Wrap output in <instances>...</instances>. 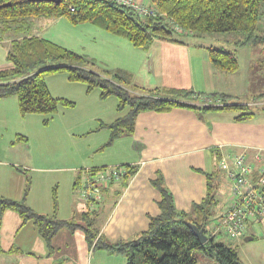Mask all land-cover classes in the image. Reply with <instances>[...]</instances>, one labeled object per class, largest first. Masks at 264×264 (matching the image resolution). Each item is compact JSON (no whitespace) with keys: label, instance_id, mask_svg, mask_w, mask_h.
Returning a JSON list of instances; mask_svg holds the SVG:
<instances>
[{"label":"crops","instance_id":"0c3cea01","mask_svg":"<svg viewBox=\"0 0 264 264\" xmlns=\"http://www.w3.org/2000/svg\"><path fill=\"white\" fill-rule=\"evenodd\" d=\"M38 20L40 19L32 21L31 34L53 41L47 37L43 27L33 30ZM75 26H81L80 30L84 31L87 25ZM97 34L102 35L106 42L107 52L111 53L113 49L117 54L127 57L129 55V64L130 61L132 64L113 65L109 61L98 60L102 53L99 54L96 47L93 50L85 47L79 54L91 59L97 72L104 69H121L130 73L133 85L138 88L190 91L193 96L185 101L193 103L196 94L200 103H205H201V106L206 107L211 106L209 104H222L223 101L219 97L224 96L226 104L244 105L249 109L251 105L258 104L256 98L264 96V92H253L251 86L253 73L257 76L264 75V45L236 49L239 69L236 73H226L211 65L206 51L210 46H222L196 44L187 38L184 43L155 40L147 49L139 50L133 48L126 40L115 38L107 32ZM220 36H223L219 37L220 40L229 47L227 50L235 49L232 37ZM79 37H83V33H80ZM53 42L65 47L56 40ZM80 42L81 40L76 41L82 44ZM10 68L8 63L0 67L2 70ZM48 76H58L51 80V86L58 94L52 92L49 81L46 80L50 93L56 98L74 102V107L76 101L88 94L84 85L69 83L64 73ZM66 84L69 87H66ZM61 87L66 89L59 91ZM99 94L98 91L95 99L93 98L94 104L95 100L98 102L95 106L92 107L86 102L85 110L89 114L85 119L90 118L93 122L88 128L84 127L83 119L73 118L71 110L74 107L59 109L56 113L63 117L67 115L60 123L63 127L61 134L70 136L71 140H77V150L69 157H62L66 155L56 152L50 156L45 155V158L40 156L41 162L49 160L56 163L52 166L29 167L38 173L31 177L27 198L33 210L48 215L55 211L58 218L69 219L81 213L87 204L82 192L77 196L78 189L75 185L77 179H81L83 175L80 171L86 168L102 169L129 165L135 168V173L128 182L123 183L122 179H119L110 185L104 183L100 188L99 199L92 201L89 206L96 212V225L101 237L111 243L129 241L146 230L149 217L159 213L160 196L152 184L155 179L161 178L172 194L178 211L189 212L193 204L205 196V174L215 173L218 181L215 208L222 200L223 205L218 211H213V219L210 222L212 223L220 217L230 199V182L220 168V161L225 159L231 164L232 159L243 156L246 164L253 169L250 179L264 170L262 102L259 103L262 107L251 112L253 115L242 121L235 120L236 114L230 111L176 107L168 112H143L136 117L131 135L120 136L108 144L109 131L98 128L101 124L112 123L121 114L117 111L116 100L108 101L111 97L101 100ZM243 98L247 99L246 102L240 100ZM7 99H1L0 102ZM8 104L12 106L11 101ZM0 105L3 106V103ZM52 119L53 116L50 117L49 123ZM4 121L5 117L0 113V130ZM88 136H93L89 139V146L83 143V138ZM51 182L59 184L52 188ZM53 190L56 193V202L53 201ZM18 193L19 190L17 195ZM2 219L0 244L1 240L3 242L0 248L3 252H0V256L7 258L8 264H126L123 256L93 249L79 229L73 232L67 229L59 230L48 248L31 222L18 230L20 219L17 214L6 211ZM4 228L11 230L6 237H3L6 230ZM253 236L248 233L246 237H252L253 240ZM12 248L17 251L8 252Z\"/></svg>","mask_w":264,"mask_h":264},{"label":"trees","instance_id":"16d2710c","mask_svg":"<svg viewBox=\"0 0 264 264\" xmlns=\"http://www.w3.org/2000/svg\"><path fill=\"white\" fill-rule=\"evenodd\" d=\"M136 1L143 2L154 14L144 16L133 8L110 0H60L59 4L36 0H0V46L6 49L5 61L11 65L10 69L0 70V100L15 97L21 117L30 114L44 116L43 125L46 126L59 109H69L75 105L65 98L54 97L48 89L46 77L64 73L69 83L84 85L88 94L97 89L101 100L109 97L116 99L117 111L121 115L112 123L101 124L98 128L109 131L108 144L120 136L131 135L136 117L147 111L168 112L176 107H184L234 112L237 121L250 118L253 113L248 111V106L226 104L224 96L219 97L222 104H209L211 106L206 107L201 106V103H205H200L196 94L193 97L196 104L185 101L192 98L190 91L138 88L133 85L130 73L121 69L97 72L93 68V61L86 56L31 34L35 19L65 18L74 26L91 24L126 40L139 50L147 49L155 40L184 43L185 39L195 36L229 35L234 41V50L212 46L206 48L211 65L226 73H236L239 69L236 49L264 45V30L258 27L259 7L263 0ZM17 142L27 143L28 139L17 135L12 144ZM121 167L125 171L120 179L127 183L134 175L135 168L129 165ZM16 170L24 175L21 197H0V226L3 213L12 211L20 219L18 230L31 222L48 248L59 230L73 232L79 229L93 249L123 256L126 264H199L196 252L216 264H242L234 248L215 242V237L201 245L188 227V224H192L207 233L206 228L213 219L218 188L215 173L205 174V196L194 203L189 212L178 211L172 194L161 178L155 179L152 184L160 196L159 213L149 217L146 230L136 238L111 243L99 234L96 212L89 207L92 201L86 200L84 210L69 219L58 218L55 211L51 215L39 213L27 202L31 188L28 172L20 168ZM80 172L83 173V170ZM114 182L104 183L110 185ZM80 183L81 179H77L75 186ZM52 194L56 202L55 190ZM248 224L250 227L257 225L250 221ZM16 251L12 248L8 252ZM0 252H3L1 248Z\"/></svg>","mask_w":264,"mask_h":264},{"label":"rangeland","instance_id":"374dc122","mask_svg":"<svg viewBox=\"0 0 264 264\" xmlns=\"http://www.w3.org/2000/svg\"><path fill=\"white\" fill-rule=\"evenodd\" d=\"M85 25L87 26H85V30L83 31L80 30L81 28H79L81 26H74L70 24L65 18L40 19L35 22L33 30L37 29V27H39V29L43 27L45 33L47 34V37L51 38L53 41L56 40L59 43H63L67 49L74 52L80 53L84 50L85 47L92 50L94 47H96L98 53L103 54L100 55L101 58L98 57V60H102L104 62L109 61L110 64L113 65L122 64L124 66H129L132 64L131 61L129 64V55L127 57L117 54L113 49L111 50V53L107 52L106 42L103 40L102 35L100 36L97 34L105 32L104 30L92 26L91 24ZM258 27L261 30H264V0L261 2L259 7ZM80 33H83V37H79ZM215 35L216 36L212 37L205 36L203 38H198L195 36L188 38V40L196 44H213L215 46L229 48L227 45L225 46V43L222 42V40H220V38H223V36L217 34ZM113 37L116 38V36ZM77 40H81L80 43L82 44L76 43ZM83 42H86V44H83ZM5 54L6 49L2 45L0 46V67H4L5 65H7L5 61ZM55 77H46V80L48 79L50 86L51 80ZM251 86L253 92L255 90H257V92H264V75L262 74L261 76H257L256 73H253L251 77ZM66 87H69V85H67ZM51 88L52 92L58 94L52 86ZM64 89L66 88L61 87L59 91H62ZM97 93L98 90L94 89L91 93L83 95L84 98L76 101V106L71 110V115L74 119H83V122L85 124L84 127L86 126L88 128L90 126V123H93L90 118L85 119V117H87V115L89 114L85 110L86 102L89 103L92 107L95 106L98 102L97 100H95L96 103L94 104L93 98L95 99V95ZM115 100L116 99L114 97H111L108 101ZM240 100L246 102L245 100L247 99L243 98ZM256 100L258 104L251 105V107H249L248 109L249 112L256 111L257 109H259V107H262L259 103L262 102V105L264 104V96L258 97L256 98ZM10 101L12 102V106L8 104ZM0 103H3V106L0 105V113H2L5 117V121L3 122L4 125L0 130V197L6 195V198L10 199L12 197L11 199H14V196L21 197V189L23 188L21 184H24V175L22 173H19L16 170L17 168H20L23 171L26 170L31 179L32 176L38 173L37 171L30 169L29 167H44L56 164L53 161L49 160L41 162L40 156L45 158V155L50 156V154L56 152L66 155L62 157H69V155L71 156L77 150V140H71L70 136H64L61 134V130L63 129V127L60 125V123L63 121V118L67 117V115H65V117L61 116L60 114L53 115V119L48 125L45 126L43 125V119L45 118L44 116L30 114L25 117H21L18 112L15 97H10L7 100H4V102ZM95 114L99 115V113ZM18 134L28 138L27 144H23L20 142L12 144V142L16 141V136ZM91 137L93 136L83 138V143L89 146V139H91ZM51 183L52 188L55 185L59 184H54V182ZM62 187L63 184L61 183L60 190L63 189ZM76 188L78 189L77 196L81 195V184L76 186ZM18 190L19 193L17 195ZM223 190H225V193L227 192L226 189ZM222 202L223 200L219 202L218 205H216V208L214 205L213 211H218V209L223 205ZM2 221L3 219L1 220V223ZM5 229L6 228H4V230ZM10 231V229H6L3 233V237H6V235ZM250 234L254 235L253 240L250 241H244V238L240 240L231 239L224 234H219L215 238H212H214L215 242H222L234 248L242 264H264V226L258 224L252 226L249 230V235ZM208 239H211V237H209ZM2 242L3 241L1 240L0 246L2 245ZM196 256L199 258V264H216L200 252H196ZM0 264H8L7 258L0 256Z\"/></svg>","mask_w":264,"mask_h":264},{"label":"built area","instance_id":"2783aa9c","mask_svg":"<svg viewBox=\"0 0 264 264\" xmlns=\"http://www.w3.org/2000/svg\"><path fill=\"white\" fill-rule=\"evenodd\" d=\"M110 1L133 8L144 16L154 14L153 10L143 5L141 1ZM231 162L229 164L225 159L220 161V168L230 182V199L220 217L206 228L208 238L224 234L228 238L240 240L248 235L252 227L249 226V221L264 226V170L256 179H250L253 170L246 164L243 156L235 157ZM124 171L123 167H108L94 172L91 168L83 169L80 184L85 201L98 200L104 182L119 180Z\"/></svg>","mask_w":264,"mask_h":264},{"label":"water","instance_id":"95a60500","mask_svg":"<svg viewBox=\"0 0 264 264\" xmlns=\"http://www.w3.org/2000/svg\"><path fill=\"white\" fill-rule=\"evenodd\" d=\"M36 1H46V2H52L55 4H59L60 0H36ZM188 227L194 237L198 240V242L202 245L207 242L208 238L206 234L204 233L203 229H198L195 225L188 224ZM252 240V237H245L244 241H250Z\"/></svg>","mask_w":264,"mask_h":264}]
</instances>
